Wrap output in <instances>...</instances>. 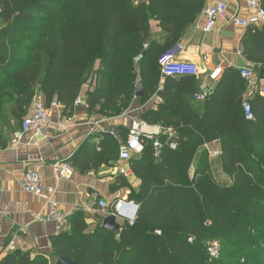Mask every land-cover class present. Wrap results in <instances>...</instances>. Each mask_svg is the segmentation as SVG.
<instances>
[{
    "label": "trees",
    "instance_id": "obj_1",
    "mask_svg": "<svg viewBox=\"0 0 264 264\" xmlns=\"http://www.w3.org/2000/svg\"><path fill=\"white\" fill-rule=\"evenodd\" d=\"M205 1L69 0L64 5L61 0L55 13L38 10L37 0H0V80L8 82L5 89L15 96L13 115L25 116L36 89L46 103L57 99L71 109L87 81L95 84L87 92L90 113L120 115L132 105L139 81L144 102L162 77L160 56L197 22ZM37 14L49 17V28L36 25ZM152 21L165 33L164 44L153 36ZM242 51L256 67L264 64V24L247 28ZM166 78L168 90L173 77ZM173 82L179 88L187 80ZM244 83L240 78L238 85ZM168 95L165 105L142 118L176 128L177 148L165 146L155 157L147 143L129 160L140 180L138 190L126 179L120 184L131 188L129 198L138 204L134 224L125 219L114 233L102 227V215L89 224L82 211H75L68 219L70 231L51 237L52 261L67 257L82 264H264V95L250 99L252 119H246L236 94L208 95L203 113L185 98ZM5 141L0 129L1 147ZM106 143L101 151L94 150L87 169L119 157L118 141L112 137ZM211 143L218 148L204 147ZM87 149L89 143L80 153ZM210 150L220 152L215 161L230 183L215 178ZM213 241L219 243L216 256L209 251ZM48 261L45 255L15 250L0 264Z\"/></svg>",
    "mask_w": 264,
    "mask_h": 264
},
{
    "label": "crops",
    "instance_id": "obj_2",
    "mask_svg": "<svg viewBox=\"0 0 264 264\" xmlns=\"http://www.w3.org/2000/svg\"><path fill=\"white\" fill-rule=\"evenodd\" d=\"M218 1L228 4L225 17L218 18L212 28L205 31V20L201 13L197 22L189 26L178 41L182 49L178 51L176 60L196 63V76L173 77L168 83V90L167 78L162 76L155 92L147 100L142 102V97L135 96L128 109L113 117L89 112L87 92L92 90L95 84L87 81L79 94L84 98V104L75 108L72 106V111L63 109L65 115L73 116L76 125L69 126L59 134L54 128H50L49 137L40 140L39 146L20 144L12 147V135L6 139L4 147L0 146V259L12 252L10 247L14 245L16 250L30 252L32 256L42 254L51 260V237L59 233L55 224L34 219L33 214L48 213L49 205L41 197L22 189L20 176L26 169L38 167L43 185L57 188L55 198L60 209L68 214V219L75 211H82L87 223H95L98 221L96 216L101 215L98 204L100 199L109 203L119 197L130 199L131 188L120 185L125 179L134 190H138L140 186V180L131 171L129 162L121 161L119 157L87 169L93 164L94 150L101 151L102 146L107 144L106 141L115 138L119 148L127 142V134L135 116L144 120L142 117L147 112L157 111L159 106L165 105L169 93L170 96L185 98L199 113H203L207 98L197 100L195 97L201 91L202 84L211 88L210 94L214 93V97L227 93L236 94L241 98L243 106L244 100L250 94L247 82L238 85L240 78L245 80L240 74V69L255 64L238 52L243 50L247 29L234 26L230 19L235 15L246 16L249 11L246 0H206L203 9ZM151 30L153 36L164 44L165 33L156 21L151 22ZM256 70L257 74L253 78L255 81L261 79L259 66ZM185 78L187 82L179 88L172 85L174 80ZM145 121L158 125L163 137L177 140L178 130L171 125L152 122L151 119ZM87 143L90 144V149L80 153L82 146ZM204 147L216 149L218 145L211 143L205 144ZM209 158L214 176L215 167L222 172L219 179L216 176L215 178L221 183H230L231 179L224 173L221 165L217 163L218 165L213 166V161L217 162L213 159L215 157L209 155ZM63 160L70 161L73 166L74 174L70 178L61 177L55 171L54 165ZM64 230L70 231L68 220Z\"/></svg>",
    "mask_w": 264,
    "mask_h": 264
},
{
    "label": "built area",
    "instance_id": "obj_3",
    "mask_svg": "<svg viewBox=\"0 0 264 264\" xmlns=\"http://www.w3.org/2000/svg\"><path fill=\"white\" fill-rule=\"evenodd\" d=\"M246 5L249 11L248 14L246 16L235 15L230 19V22L234 26L245 29L263 25L264 6L262 0H246ZM227 9L228 4L225 1L215 2L203 9L202 17L205 20L203 29L209 31L218 18L225 17ZM181 49L182 45L177 43L160 56L159 64L163 77L196 76L198 74V66L196 63L176 60V55ZM238 52L243 55L242 50ZM140 57V55L137 56L136 60ZM240 74L245 78L250 94L243 102V111L246 119H252L253 113L250 99L252 95L257 93L264 95V78L258 79L257 81L253 79L257 74L255 65L240 69ZM210 93L211 88L206 84H202L201 91L195 97L197 100H202ZM84 101V98L78 95L73 103V107L83 105ZM64 108V104L57 99L46 103L43 93L39 89H36L29 103L27 113L23 117L19 128L12 135V147H17L20 144L39 146L40 140L49 137L48 130L50 128H54L55 132L59 134L67 130L69 126L76 125L73 116L64 114ZM97 123L94 122V124ZM161 137V128L158 125L150 124L135 116L128 131L127 142L119 148V159L129 162L134 156V153L140 154L144 150L146 143L152 145L155 157L161 155L165 146H169L171 149L177 148L178 143L175 139L168 137L163 141ZM209 153L211 157H218L220 154L218 150H210ZM54 168L61 177L70 178L74 174L73 166L68 160L56 163ZM20 184L25 192L41 197L49 205L48 213L33 214L34 219L45 223H53L58 231L64 230L68 220V214L60 209L59 203L55 198L57 188L43 185L39 168L31 167L26 169L20 176ZM98 204L101 208L102 216L112 213L121 220L122 224L125 219L129 221L130 225L134 224L138 211V204L134 200L119 197L109 203L105 199H100ZM10 249L11 251L16 250L14 245ZM218 249L219 243L217 241L211 242L209 246L211 255L216 256ZM47 264H54V262L49 260Z\"/></svg>",
    "mask_w": 264,
    "mask_h": 264
},
{
    "label": "rangeland",
    "instance_id": "obj_4",
    "mask_svg": "<svg viewBox=\"0 0 264 264\" xmlns=\"http://www.w3.org/2000/svg\"><path fill=\"white\" fill-rule=\"evenodd\" d=\"M27 2L30 0H26ZM63 4L66 5V3H68L69 0H62ZM61 4V0H37V2L34 4L38 10L40 9H49L54 11L55 13H59L60 12V8L58 6V4ZM62 4V5H63ZM49 17L46 15H42V14H37L35 16V19L37 20V26L40 25H46L47 28L50 27L49 24L47 22V19ZM55 24V22L53 23ZM6 85H8V82H4L0 80V129L1 132L4 134V136L6 137V139L13 135V133L19 128L20 126V122L22 116L20 119H17L14 115H13V109H16L15 106V96L8 90L5 89ZM214 160H216V157L213 158ZM213 161V160H212ZM215 165H218L217 162L215 163L213 161V166L215 167ZM215 176L217 179L220 178V176H222V172L218 171V169L215 167Z\"/></svg>",
    "mask_w": 264,
    "mask_h": 264
},
{
    "label": "water",
    "instance_id": "obj_5",
    "mask_svg": "<svg viewBox=\"0 0 264 264\" xmlns=\"http://www.w3.org/2000/svg\"><path fill=\"white\" fill-rule=\"evenodd\" d=\"M259 76L260 78H264V64L259 66ZM136 97H143L144 96V89H143V82L139 81L136 85L135 91ZM101 225L103 228L112 231L114 233H118L122 228V223L118 220V217L115 214H108L103 216ZM54 264H82L74 259H70L67 257H59L55 260Z\"/></svg>",
    "mask_w": 264,
    "mask_h": 264
}]
</instances>
